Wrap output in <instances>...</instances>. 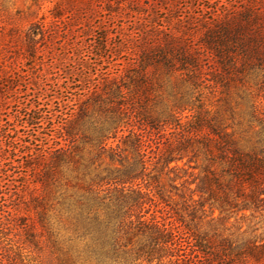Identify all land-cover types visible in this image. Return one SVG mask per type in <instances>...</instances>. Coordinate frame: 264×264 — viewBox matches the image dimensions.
I'll return each mask as SVG.
<instances>
[{
    "label": "trees",
    "instance_id": "trees-1",
    "mask_svg": "<svg viewBox=\"0 0 264 264\" xmlns=\"http://www.w3.org/2000/svg\"><path fill=\"white\" fill-rule=\"evenodd\" d=\"M253 7L198 40L137 27L94 64L75 50L77 66L63 70L74 81L54 82L50 117L21 107V136L0 123V174L20 170L19 190L0 192V264H264V242L197 227L264 214V102L240 82L264 64ZM47 28L27 31L33 58ZM229 81L245 88L232 103L223 91L218 105L201 96Z\"/></svg>",
    "mask_w": 264,
    "mask_h": 264
},
{
    "label": "rangeland",
    "instance_id": "rangeland-1",
    "mask_svg": "<svg viewBox=\"0 0 264 264\" xmlns=\"http://www.w3.org/2000/svg\"><path fill=\"white\" fill-rule=\"evenodd\" d=\"M251 4L257 16L252 30H264V0H0V78L6 75L4 80L8 82L0 80V123L13 131L20 124L16 116L21 107L38 104L44 106L45 114L50 117V106L45 104L47 97L57 93L54 82L74 81L75 77H65L63 70L72 71L77 66L72 59L75 50L80 59L94 64L97 62L96 54L106 58L108 53L104 54V50L121 43L137 27L139 30H190L195 32L194 39L198 40L203 30H211L213 24L235 17ZM56 9L63 11V16L60 22L53 24L52 13ZM38 21L47 25L48 35L39 41L38 52L33 58L26 34ZM102 27H106L111 38L107 40V49L100 46ZM122 56L126 55L122 54L120 58ZM122 62L123 59H117L110 64L103 63V66L115 70ZM250 68L245 76H240V82L264 102V64L255 63ZM240 82L229 81L227 89L218 85L204 88L201 96L216 104L219 92L223 91L224 95L229 94L232 103L236 93L245 90ZM61 97L66 100L70 95L64 92ZM18 130L17 136H21L23 130ZM19 171L14 168L9 177L0 174V192L4 197L19 190ZM3 200H0V205L6 204ZM197 227L201 233L217 232L235 244L245 240L264 242V214H257L254 218L248 214L245 218L238 215L218 225L209 227L202 222ZM131 264L147 263L137 261Z\"/></svg>",
    "mask_w": 264,
    "mask_h": 264
}]
</instances>
